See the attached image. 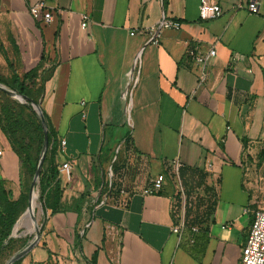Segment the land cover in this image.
<instances>
[{
  "label": "crops",
  "instance_id": "0c3cea01",
  "mask_svg": "<svg viewBox=\"0 0 264 264\" xmlns=\"http://www.w3.org/2000/svg\"><path fill=\"white\" fill-rule=\"evenodd\" d=\"M37 1L0 0V75H23L44 56L42 108L72 179L60 174L68 209L49 216L22 264H240L253 211L264 207V0L257 13L250 0H212L223 9L214 19L201 18V0H44L49 24L30 13ZM163 17L182 27L164 30L159 45L131 35ZM193 44L217 49L202 85ZM6 151L15 172L3 168ZM0 152V178L13 187L20 163L1 131ZM123 156L139 168L120 180L127 193L108 197L107 169ZM174 160L190 198L203 187L214 195L180 240L166 173ZM159 174L163 190L143 194Z\"/></svg>",
  "mask_w": 264,
  "mask_h": 264
},
{
  "label": "trees",
  "instance_id": "16d2710c",
  "mask_svg": "<svg viewBox=\"0 0 264 264\" xmlns=\"http://www.w3.org/2000/svg\"><path fill=\"white\" fill-rule=\"evenodd\" d=\"M43 62L44 56L35 68L23 75L18 74L14 69L9 77L0 75L1 84L25 97V102L21 103L7 93L0 91V131L6 136L13 152L19 158L21 173L31 179L39 164L45 135L41 118L32 105V101H34L42 107L46 77H39V69ZM42 110L48 126L49 149L43 163L39 188L41 199L46 203L50 212L49 216H52L68 209L63 202L64 187L59 171L61 161L67 158L61 148L57 133L52 127L46 112L43 108ZM120 170L118 167V173ZM196 173L200 180L205 182L207 173L204 171H196ZM179 176L182 180L184 179L182 169H180ZM9 185V180L0 178V254L15 241L11 235L26 206L24 196L14 199ZM188 195L187 193V197H189ZM83 198L84 196L79 200L78 213L83 205ZM179 198L178 195L176 207L181 205ZM187 223H189L188 220ZM22 262L21 259L15 264H22Z\"/></svg>",
  "mask_w": 264,
  "mask_h": 264
},
{
  "label": "built area",
  "instance_id": "2783aa9c",
  "mask_svg": "<svg viewBox=\"0 0 264 264\" xmlns=\"http://www.w3.org/2000/svg\"><path fill=\"white\" fill-rule=\"evenodd\" d=\"M241 7V5H239ZM260 2L258 0H250L248 4V10L253 13L259 11ZM200 16L202 19H214L222 15L223 9L220 4L212 0H201L200 6ZM30 13L32 16L41 24H49L54 20L53 10L50 9L44 0H39L30 7ZM88 15L83 16L82 27L87 28L88 26ZM182 27V22L175 19H170L163 17L159 23L148 28H141L133 31L131 35L146 33L149 35V41L153 45H159L164 30L173 29L180 30ZM191 46V54L194 56L196 65L199 69V85L205 83L208 72L207 66L212 58L217 55V49L215 45H212L208 50L201 49L200 45L193 44ZM65 144V141L63 142ZM1 154V152H0ZM182 164L178 160L172 162L171 170L174 174L179 176ZM211 167V166H209ZM60 174L64 176L67 181L72 179V166L69 162H65L59 169ZM167 180L165 174H159L152 178L146 188L143 189V194H157L163 190L164 184ZM128 190L122 189L121 193H127ZM187 227V221L184 213H181L179 218V223L173 227V233L177 235L179 240L182 238L183 229ZM198 227H192L193 232H197ZM116 231L113 226L108 227V232L112 233ZM194 242V239H191ZM240 264H264V207L255 209L253 211V220L249 235L242 249V255Z\"/></svg>",
  "mask_w": 264,
  "mask_h": 264
},
{
  "label": "rangeland",
  "instance_id": "374dc122",
  "mask_svg": "<svg viewBox=\"0 0 264 264\" xmlns=\"http://www.w3.org/2000/svg\"><path fill=\"white\" fill-rule=\"evenodd\" d=\"M2 85L5 86L7 89H9L6 85H4V84H2ZM0 91L7 93L6 91L2 90L1 88H0ZM8 95H10V94H8ZM11 97L20 101L21 103L25 102L23 99H19V98L13 97V96H11ZM13 157H14V155L8 151L5 152L4 157H3V168H4V166H6L5 169L7 168V170L10 173L13 171L15 172V166H13V165L11 166L9 164V161ZM19 163H20V160H19ZM118 167L121 169L119 173H118ZM138 168H139V165L137 164V161H133L128 156H126V157L123 156L121 158V160L112 161V163L109 165L107 172H106V177H107L108 182L106 184V188L102 189L103 194H107L108 197H115L121 192L122 189L129 190V188L123 186V182H121L120 180L124 179V177L126 176L127 173L129 174L131 171L137 170ZM168 174H169L170 178L172 179V181L174 182V185H176V187H177V191L179 193L178 195L180 197L179 201L181 203V205H180L181 206V213H184L185 218L189 222L192 219H194L193 217H195L196 220H199V218H201V219L204 218V215L209 212V209H210L212 202H213L214 195H213L212 190L208 189L207 187H203L200 190V192L198 191V193L195 194L196 195L195 198H189V197H187V193H186V190L184 189V185L180 179V176L174 174L171 169H169ZM19 175H20L19 176L20 178H19L18 184L14 185L12 187V182L10 181L9 187L13 192L14 199L21 198L22 196L25 197L26 206H25L24 212L22 213V215H23L26 212V210L28 209L29 204H30L31 185H32L34 176L32 179L28 178L26 176H23V174L21 173V163H20ZM39 180H40V177L37 181V184H36V187L34 190L38 193V207L36 209V213L34 216H35V220H36V225H37V227H39L41 229V233H42L43 228L45 227V224L48 221L50 212L47 209L45 201L41 199ZM179 209H180V207H179ZM199 214H200V216H198ZM21 216H20V218H21ZM23 233H24V230H20V232H17V233H12L11 237L15 241L13 243H11L0 254V264H8L14 255L21 252L24 248H26L34 239L35 234H36V229L34 230V232L29 233V234H25V233L23 234ZM25 257L26 256H24L22 258V261L24 260Z\"/></svg>",
  "mask_w": 264,
  "mask_h": 264
},
{
  "label": "water",
  "instance_id": "95a60500",
  "mask_svg": "<svg viewBox=\"0 0 264 264\" xmlns=\"http://www.w3.org/2000/svg\"><path fill=\"white\" fill-rule=\"evenodd\" d=\"M0 88L2 90L6 91L11 96L16 97V98H19V99H23L25 101V97L24 96L16 93L13 90L7 89L1 83H0ZM32 105H33L34 109L36 110V112L38 113V115L41 118V122H42V125H43V128H44V134L45 135H44V144H43V147H42L39 164H38V167L36 169V172H35V175H34V179H33L32 185H31V195H32V192L35 190L37 181H38V179H39V177L41 175V171H42V168H43L44 159H45L46 154H47V151L49 149L48 126H47V121L45 119V116H44L42 107H41V105L39 103L34 102V101H32ZM30 199H31V197H30ZM29 206H30V204H29ZM33 220H34L35 227H36V234H35L34 239L32 240V242L26 248H24L21 252H19L16 255H14L11 258V260H10V262L8 264H15L18 260L22 259L30 251H32L34 249V247L39 243V241L41 239V229L39 227H37V225H36L35 216H33ZM13 233H14V231H13Z\"/></svg>",
  "mask_w": 264,
  "mask_h": 264
},
{
  "label": "bare ground",
  "instance_id": "6f19581e",
  "mask_svg": "<svg viewBox=\"0 0 264 264\" xmlns=\"http://www.w3.org/2000/svg\"><path fill=\"white\" fill-rule=\"evenodd\" d=\"M37 207H38V193L36 191H33L30 199V206L16 223L13 229L14 233L20 232V230H24L25 234L34 232L36 227L33 220V216L36 213Z\"/></svg>",
  "mask_w": 264,
  "mask_h": 264
}]
</instances>
